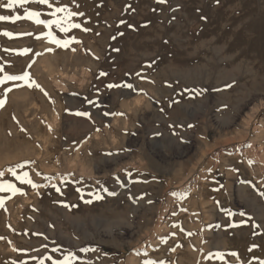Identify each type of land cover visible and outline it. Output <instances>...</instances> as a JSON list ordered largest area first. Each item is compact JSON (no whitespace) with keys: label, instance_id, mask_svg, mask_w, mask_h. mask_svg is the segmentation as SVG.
Instances as JSON below:
<instances>
[{"label":"rangeland","instance_id":"374dc122","mask_svg":"<svg viewBox=\"0 0 264 264\" xmlns=\"http://www.w3.org/2000/svg\"><path fill=\"white\" fill-rule=\"evenodd\" d=\"M52 3L0 7V264L264 261V0Z\"/></svg>","mask_w":264,"mask_h":264},{"label":"snow or ice","instance_id":"6c2138e0","mask_svg":"<svg viewBox=\"0 0 264 264\" xmlns=\"http://www.w3.org/2000/svg\"><path fill=\"white\" fill-rule=\"evenodd\" d=\"M28 0H7L6 4H0V7H4L7 9H13L15 5H23L25 3H27ZM37 3L41 4V5H46L48 8L53 9V11L50 13L51 16L56 17L55 19L52 20H43L41 19V13L38 11H28L26 13V18L33 20L36 24L38 25H44L46 28H48L49 30L52 29L53 25H55L60 32L63 33H67L68 31H70L73 28H81L82 25L79 23H74L73 22V17L76 16H82L83 13H78V12H73L71 11V9H69L67 6H55L52 3V0H36ZM159 3H166L167 0H158ZM12 19L9 16H4V15H0V21H8ZM15 19H20L19 16H17ZM14 22V21H13ZM84 31H90V29H83ZM4 35H8L11 36L13 34L11 33H3ZM23 35V34H22ZM28 35H31L30 33ZM48 37H49V42L50 43H54L60 47H67L69 45V43H71L72 41L70 40H64L61 41L60 39H58L51 31L48 32ZM74 40V38H72ZM27 51V50H24ZM101 75H106L105 73H101ZM31 77H30V73L28 72H24L22 74L16 75V74H5L3 76L2 79H0V84L5 83L6 81H29L30 82ZM151 82V81H150ZM16 87H19V85H15ZM29 86H31V83L29 84ZM38 86V85H37ZM108 88H120V87H125L128 89H133L134 85L130 84V83H125L123 85L121 84H109L107 85ZM230 87V85L228 86ZM12 89L9 88L8 91H11ZM195 91V90H193ZM4 104V100H0V107H2ZM77 115H85V116H90L89 113H76ZM104 115H109V113H104ZM113 115H124L123 113H115ZM191 127V125H190ZM175 134V133H174ZM250 147V145H249ZM28 163V162H26ZM23 165H17L16 168H9L7 169L8 172H10L13 176H16L17 179H20L22 182H26L28 184H31L33 188H38L40 187L39 185L35 184L31 177L28 175V173H24L23 176H18L17 175V168H22ZM4 177V172H0V192H11L13 194H23L21 193V190L19 188H17L13 183H11L10 181H4L3 180ZM52 177H45V180H52ZM55 186V185H54ZM57 191H59V188H57ZM77 191H81V189H77ZM90 195H94L91 194ZM109 195H116V193H109ZM97 199H102V197L100 196H96ZM81 199H83V194L81 195ZM88 203H91V201H86ZM0 203H2V201H0ZM66 207H68V205H65ZM243 215V213H242ZM256 227H259V225H256ZM2 239V238H0ZM253 247H258V246H253ZM91 251H96V249H90ZM81 251H86L85 249H81ZM174 251V249H173ZM232 255H238L237 253H232ZM49 259H51L49 257ZM76 260V257L73 253L69 252L67 256L64 257L63 260L60 261H53L52 264H74ZM40 264H43V261L40 262ZM146 264H158L157 261H146ZM159 264H163V262H159ZM260 264H264V261H260Z\"/></svg>","mask_w":264,"mask_h":264},{"label":"bare ground","instance_id":"6f19581e","mask_svg":"<svg viewBox=\"0 0 264 264\" xmlns=\"http://www.w3.org/2000/svg\"><path fill=\"white\" fill-rule=\"evenodd\" d=\"M53 1V0H52ZM59 2V1H58ZM63 2V1H62ZM9 15V14H8ZM10 16V15H9ZM16 16V15H15ZM9 24V23H8ZM43 135H45L43 133ZM74 155V154H73ZM244 160V159H243ZM246 160V159H245ZM49 162V161H48ZM264 162V161H263ZM254 163V162H253ZM264 166V165H263ZM250 167V166H249ZM172 183V182H171ZM218 187V186H217ZM258 190V189H257ZM209 194V193H208ZM229 199V198H228ZM231 201V200H230ZM216 203V202H215ZM219 206V205H218ZM179 217V216H178ZM257 218V217H256ZM241 220V219H240ZM177 221V220H176ZM207 222V221H206ZM179 225V224H178ZM178 228V227H177ZM242 230V229H241ZM161 229H159V234H160ZM244 233V232H243ZM246 234V233H245ZM253 234V233H252ZM176 236V235H175ZM184 237V236H183ZM263 237V236H262ZM259 238V237H258ZM183 239V238H182ZM146 240V239H145ZM161 240V239H160ZM76 243V242H75ZM156 243V242H155ZM180 243V242H179ZM181 245V244H180ZM122 246V245H121ZM164 246V245H163ZM165 248V247H164ZM228 250V249H227ZM176 251V250H175ZM206 252V251H205ZM203 254V253H202ZM149 255V254H148ZM239 257V256H238ZM254 257V256H253ZM165 258V257H164ZM218 258V257H217ZM252 261V260H251ZM202 262V261H201ZM238 262V261H237ZM133 263V262H132ZM170 263V262H169ZM212 263V262H211ZM143 264V263H142Z\"/></svg>","mask_w":264,"mask_h":264}]
</instances>
